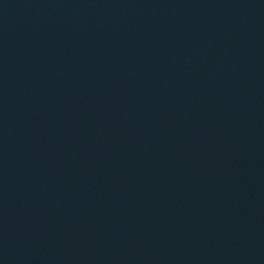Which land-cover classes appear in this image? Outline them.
Wrapping results in <instances>:
<instances>
[{
	"label": "water",
	"instance_id": "water-1",
	"mask_svg": "<svg viewBox=\"0 0 264 264\" xmlns=\"http://www.w3.org/2000/svg\"><path fill=\"white\" fill-rule=\"evenodd\" d=\"M0 264H264V0H0Z\"/></svg>",
	"mask_w": 264,
	"mask_h": 264
}]
</instances>
